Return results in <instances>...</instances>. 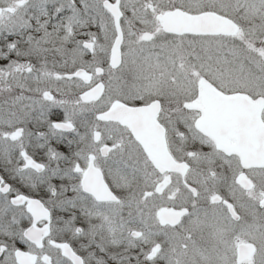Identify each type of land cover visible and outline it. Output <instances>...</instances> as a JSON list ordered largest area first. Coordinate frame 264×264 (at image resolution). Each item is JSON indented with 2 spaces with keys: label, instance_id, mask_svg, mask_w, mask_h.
<instances>
[{
  "label": "snow or ice",
  "instance_id": "6c2138e0",
  "mask_svg": "<svg viewBox=\"0 0 264 264\" xmlns=\"http://www.w3.org/2000/svg\"><path fill=\"white\" fill-rule=\"evenodd\" d=\"M0 264H264V0H0Z\"/></svg>",
  "mask_w": 264,
  "mask_h": 264
}]
</instances>
